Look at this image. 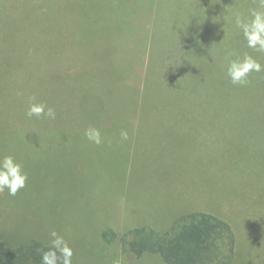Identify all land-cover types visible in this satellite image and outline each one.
<instances>
[{
	"label": "rangeland",
	"instance_id": "374dc122",
	"mask_svg": "<svg viewBox=\"0 0 264 264\" xmlns=\"http://www.w3.org/2000/svg\"><path fill=\"white\" fill-rule=\"evenodd\" d=\"M144 3L157 10L152 26ZM255 7L253 0H0V18H21L51 42L38 48L29 40L45 57L34 67L33 54L2 40L0 26V158L12 155L28 175L15 196L0 193V241L51 243L56 231L80 264H164L137 257L122 236L165 229L183 210H198L233 226L235 264H264V72L251 73L247 86L225 74L227 51L262 65L264 54L246 47L234 22L222 31L223 17ZM145 46L154 60L141 77L126 63ZM111 60L142 85L129 91ZM96 90L109 110L94 102L81 108L80 94L89 99ZM30 102L54 109L55 119L29 118ZM133 116L139 126L121 140ZM89 127L100 130L102 144L86 139Z\"/></svg>",
	"mask_w": 264,
	"mask_h": 264
},
{
	"label": "trees",
	"instance_id": "16d2710c",
	"mask_svg": "<svg viewBox=\"0 0 264 264\" xmlns=\"http://www.w3.org/2000/svg\"><path fill=\"white\" fill-rule=\"evenodd\" d=\"M139 6L142 9L145 8V17L148 19L144 21L148 22V26H152L153 22L156 24V21L153 20L157 16L155 7L150 3H144ZM49 22H52V19H49ZM0 26L4 31L3 33L1 32L2 40L12 42L15 46L11 45L13 49L20 53L24 50L33 54L34 67L35 64L43 61L45 57H40V53H35L31 49L32 46L29 45V40H36L38 48L40 41H46L48 44L51 43L49 40L43 41L39 38L42 33L41 28L39 31H35L28 27L25 20L21 18L16 19V17L7 19L0 18ZM56 30L59 32L57 28ZM99 51L101 57L106 56V50L99 49ZM137 51L139 58L137 60H128L126 65L130 68L137 67L135 71L142 77L146 70L145 68H152V65H147V62L151 60L152 56L151 62L153 63V50L150 53L149 48L145 46L141 52L139 50ZM105 62L114 71L113 76L117 80H120L121 83L126 84L129 91H131L129 86H133L136 83L138 87L142 85L140 81L136 80V83L133 82L134 80L130 78L132 75L129 74L130 70L128 68L125 69V72L124 67L115 64L112 60L109 63L107 61ZM51 78L53 79V75H51ZM146 83L147 81L143 83V86L146 87ZM72 87L70 86L67 89L74 93H80L75 87ZM94 93L95 97L89 99L80 94L81 108H85L94 102L95 104L97 103L99 108L109 110L107 105L110 103V99L101 95L100 90H96ZM139 103L137 101V106L132 109L139 112L140 118L141 108L138 110ZM112 113H116L113 117H117L120 122H124L125 119L122 118L121 113L115 112V110L111 112V115ZM138 121L140 122V120ZM137 126L139 125H137V118L135 116L131 117L128 123H126L124 130L128 132L129 140L133 138L132 131ZM121 242L124 245L127 244L129 250L137 257L155 255L164 264H235L239 256L238 236L233 226L218 215L198 210H183L172 222L170 227H166L165 229L140 228L131 230L129 235L122 236ZM50 247L51 243L38 237L25 239L14 246L0 241V264H41L42 252L49 250ZM57 255L59 256V253ZM72 264L80 263L76 262L72 257Z\"/></svg>",
	"mask_w": 264,
	"mask_h": 264
},
{
	"label": "clouds",
	"instance_id": "9594fccd",
	"mask_svg": "<svg viewBox=\"0 0 264 264\" xmlns=\"http://www.w3.org/2000/svg\"><path fill=\"white\" fill-rule=\"evenodd\" d=\"M253 2L257 7L250 8L247 16L236 11L232 14L231 20L228 17H223L222 31L226 35L225 25L234 22L235 27L243 34L246 47L253 52L264 54V0H253ZM217 17L216 23L221 19L220 16ZM225 60L227 61L225 74L233 85L247 86L250 83L251 73L264 72V65L247 52L238 56L232 51H227ZM32 99L34 100V98ZM26 115L29 118L35 116L52 120L56 116L54 109L44 103L36 102L29 103ZM84 135L90 143L95 145L103 143V137L97 128L89 127L85 130ZM120 138L126 141L129 138L128 132L122 130ZM27 181L28 175L23 171L22 164L12 155H4L0 158V193L7 189L10 196H15L20 189L26 186ZM50 235L53 237L51 247L42 252L41 264H72L73 250L64 237L58 235L56 231H52Z\"/></svg>",
	"mask_w": 264,
	"mask_h": 264
}]
</instances>
